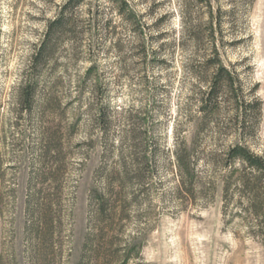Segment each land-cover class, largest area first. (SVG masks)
I'll use <instances>...</instances> for the list:
<instances>
[{
	"label": "rangeland",
	"instance_id": "rangeland-1",
	"mask_svg": "<svg viewBox=\"0 0 264 264\" xmlns=\"http://www.w3.org/2000/svg\"><path fill=\"white\" fill-rule=\"evenodd\" d=\"M63 1L0 0V264H102V257L108 264H123V243L130 247L125 264H264V233L253 237L245 222L253 226L257 219L240 208L237 192L223 214L220 178H215L213 197L181 200L175 195L172 130L188 135V111L197 112L193 89L198 86L189 67L197 54H206L187 36L181 44L180 0H128L150 25L142 41L145 60L137 54L138 38L110 1L87 0L111 21L113 32L106 36L95 30L93 38L84 37L76 61L70 44H62L53 64L37 78L31 113L17 114L16 91L33 44L44 19ZM187 1L204 23L205 7ZM213 5L222 13V62L234 64L246 87L257 85L262 118L249 145L264 155V0L252 6L243 0ZM156 31L162 36L154 40L150 35ZM155 49L164 60L158 65L152 61ZM91 63L103 86L98 99L89 80L83 89L78 85ZM53 83L55 101L42 113L36 103ZM99 101L109 104L113 118L105 139L92 122L91 108ZM136 114L144 117L148 131L144 143L157 141L154 173L143 187L113 183L107 220L99 223L93 193H108L107 179L123 161L131 167L130 153H138L140 141L125 132L127 118ZM45 131L55 132L48 154L43 152ZM204 170L206 179L214 178ZM119 197L125 207L121 221Z\"/></svg>",
	"mask_w": 264,
	"mask_h": 264
},
{
	"label": "trees",
	"instance_id": "trees-1",
	"mask_svg": "<svg viewBox=\"0 0 264 264\" xmlns=\"http://www.w3.org/2000/svg\"><path fill=\"white\" fill-rule=\"evenodd\" d=\"M87 0H64L56 7L53 15L45 18L40 37L33 44L32 51L28 57L25 70L16 91L17 114L29 115L35 104V95L38 86V76L55 61V54L59 47L70 44L73 60H77L80 54L81 41L84 37L90 39L95 36V30H101L104 35H111L114 26L109 19H103L98 6H91ZM116 13L123 19L124 23L135 33L139 40L140 50L137 53L143 60L146 59V48L144 43L150 31L144 16L136 11L128 0H109ZM233 1V0H232ZM252 6L254 0H243ZM218 0H193L206 9V21L199 22L186 0H180V26L181 44L184 38L193 44L195 49L203 48L206 54H197L196 59L190 65V72L196 78L197 85L193 89V97L197 104L196 114L188 111L187 132L183 135L182 129L173 127L174 145L172 148V162L176 172L174 191L176 197L181 200H194L196 198L206 199L213 197L217 188L215 178H220V189L223 200V214L228 213L231 196L233 192L239 195V206L248 215L257 219L255 225H249L245 221L248 230L253 237L262 236L264 217V155L255 153L250 147V141L256 137L262 118V101L256 96L257 85L246 87L235 71L234 64L226 66L220 56V42L223 44V29H221V10L214 7ZM84 7V10L81 8ZM83 11V12H82ZM196 14V13H195ZM197 18V20H196ZM195 19V20H194ZM147 30V31H146ZM150 35L157 40L162 33ZM91 47V44L89 45ZM152 52V61L156 65L163 62L160 58V49ZM95 69L91 63L86 69L79 88L85 87L89 80L90 88L98 99L102 96L103 86L93 76ZM53 85L49 86V93L36 103L45 112L47 107L55 101ZM99 94V95H96ZM92 122L104 139L113 122L110 114V106L105 101H99L97 106L92 107ZM139 114V113H138ZM138 114L129 115L128 129L125 132L129 139L134 141L139 138V151L131 152L132 165L126 161L122 162V169L112 173L107 179L108 193H93L96 216L98 222H106L105 204L113 183L122 187H133L138 184L143 187L148 177L154 173V157L157 153L156 140L144 143L143 135L148 132L143 127L144 117ZM55 132L45 131L43 137V152L48 154L53 147L48 142L53 140ZM123 138V137H122ZM48 140V141H47ZM138 143L133 146L136 148ZM123 160L124 154H120ZM209 169L214 178L206 179L205 170ZM119 193V192H118ZM136 195H133L135 198ZM120 208L118 220L125 217L123 197L118 198ZM111 210L115 214L114 209ZM43 212V211H42ZM111 215V212L110 214ZM46 216V211L41 215ZM231 216V215H230ZM232 216L228 219L231 220ZM101 230V229H100ZM99 230V231H100ZM261 234V235H260ZM119 261L125 264L129 256V244L123 243ZM98 258L96 260L98 261ZM102 264H108L107 257H102Z\"/></svg>",
	"mask_w": 264,
	"mask_h": 264
}]
</instances>
